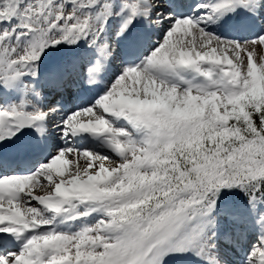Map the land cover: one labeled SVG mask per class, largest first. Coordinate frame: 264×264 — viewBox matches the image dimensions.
Segmentation results:
<instances>
[{
    "label": "snow or ice",
    "instance_id": "obj_1",
    "mask_svg": "<svg viewBox=\"0 0 264 264\" xmlns=\"http://www.w3.org/2000/svg\"><path fill=\"white\" fill-rule=\"evenodd\" d=\"M0 99V264H264V0H0Z\"/></svg>",
    "mask_w": 264,
    "mask_h": 264
}]
</instances>
